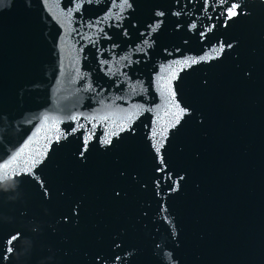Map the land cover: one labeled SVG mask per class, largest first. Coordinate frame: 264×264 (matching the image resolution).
<instances>
[{"label":"water","instance_id":"obj_1","mask_svg":"<svg viewBox=\"0 0 264 264\" xmlns=\"http://www.w3.org/2000/svg\"><path fill=\"white\" fill-rule=\"evenodd\" d=\"M0 264H264V0H0Z\"/></svg>","mask_w":264,"mask_h":264},{"label":"snow or ice","instance_id":"obj_2","mask_svg":"<svg viewBox=\"0 0 264 264\" xmlns=\"http://www.w3.org/2000/svg\"><path fill=\"white\" fill-rule=\"evenodd\" d=\"M126 2H127V0H125V3H126ZM235 8H236L235 5L230 6V9H229V13H230V15L234 16V15L237 14ZM161 15H162V13H161ZM222 51H223V47H221V49H220V52H222ZM217 55H219V52H217ZM194 62H195V61H193V63H194ZM105 119H107V117H105ZM105 142H106V143H110V140H106ZM157 150H158V149H157ZM15 159H16V158L14 157V158H13V163L15 162ZM4 167H5V168H8L9 165H8V164H5ZM25 171H30V169H25ZM11 239H16V237H12Z\"/></svg>","mask_w":264,"mask_h":264}]
</instances>
